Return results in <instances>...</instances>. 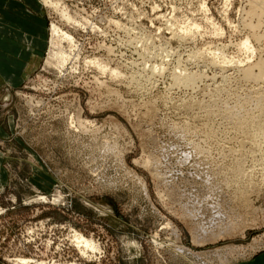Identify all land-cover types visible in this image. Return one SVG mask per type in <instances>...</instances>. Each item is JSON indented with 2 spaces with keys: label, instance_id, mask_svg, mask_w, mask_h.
<instances>
[{
  "label": "rangeland",
  "instance_id": "374dc122",
  "mask_svg": "<svg viewBox=\"0 0 264 264\" xmlns=\"http://www.w3.org/2000/svg\"><path fill=\"white\" fill-rule=\"evenodd\" d=\"M52 2L31 0L40 54L0 107V264L263 254L264 140L239 125L262 117L242 69L264 60V0Z\"/></svg>",
  "mask_w": 264,
  "mask_h": 264
},
{
  "label": "crops",
  "instance_id": "0c3cea01",
  "mask_svg": "<svg viewBox=\"0 0 264 264\" xmlns=\"http://www.w3.org/2000/svg\"><path fill=\"white\" fill-rule=\"evenodd\" d=\"M31 0H0V107L12 99V90L19 87V74L29 73L45 32L40 17L39 31H34ZM9 120H0V137L9 131ZM236 264H264V253Z\"/></svg>",
  "mask_w": 264,
  "mask_h": 264
},
{
  "label": "bare ground",
  "instance_id": "6f19581e",
  "mask_svg": "<svg viewBox=\"0 0 264 264\" xmlns=\"http://www.w3.org/2000/svg\"><path fill=\"white\" fill-rule=\"evenodd\" d=\"M45 4L46 5H51L52 7L54 6V7H58V5L56 4V3H54V2H52V0L50 1V0H45ZM253 8V7H252ZM251 8V9H252ZM258 8V6H256L255 8H253V14H255L256 15V13H258V10L259 9H257ZM249 13H251V12H249ZM253 14H251V15H253ZM256 17V16H255ZM253 18V17H252ZM258 19V18H257ZM256 19V20H257ZM252 22V21H251ZM258 24V23H257ZM247 25H251L250 23H248ZM256 28L258 27V25L257 26H255ZM248 28V27H247ZM250 30V29H249ZM251 30L252 31H254L252 28H251ZM53 33H55L56 35H58V36H60L59 34H60V31H59V29H56V28H54L53 29ZM252 33V32H251ZM66 37V36H65ZM255 37V36H254ZM258 37V36H257ZM256 38V37H255ZM255 38H253L254 40H256L257 41V39H255ZM68 41H70V42H73L74 41V39L69 35L68 36ZM248 41L249 40H247V41H244L243 42V48L245 49V50H249L250 49V43H248ZM52 45H53V47H55L56 48V45H55V41H54V43H52ZM57 46H59V45H57ZM58 48V47H57ZM56 48V49H57ZM59 49V48H58ZM251 49H252V47H251ZM247 50V51H248ZM250 51V50H249ZM59 53H61V55H59L60 57V59L58 58V61L59 62H56L55 64H57L58 65V67L59 68H63V63L64 62H62V60H64L65 58H66V56H64L63 54H62V49L60 48L59 49ZM63 55V56H62ZM62 57H63V59H62ZM65 57V58H64ZM57 59V58H56ZM229 64V65H228ZM52 65H54V64H52ZM231 64L228 62H224V64H222V65H220V71H222V72H226L227 71V69H229V66H230ZM233 65V64H232ZM251 65V64H250ZM248 66V67H246V68H244V69H242V72H244V76H245V78L246 79H248L249 81H254V82H256L255 84H257L259 81H261V80H264V60L263 61H261V59H260V61H258L257 62V65H253L252 64V66ZM216 66H218V65H216ZM231 67V66H230ZM237 69V68H236ZM254 69H257V71H258V73H255L254 72ZM217 71V70H216ZM229 71V70H228ZM256 71V70H255ZM218 72V71H217ZM220 75V74H219ZM189 76V75H188ZM194 76V75H193ZM245 79V80H246ZM184 82L185 83H191V82H193V77L191 76H189L188 78H186L185 80H184ZM263 82V81H262ZM253 83V82H252ZM192 84V83H191ZM264 93V92H263ZM257 97V96H256ZM257 107H258V105H257ZM259 113L261 112V115H262V117H259L260 118V120H255L256 118L258 119V117H256V118H254V120L252 121L251 119V121L250 120H247V119H245V120H247L248 122H245V120H244V122H242V121H240V125H242V126H240L239 125V123L238 122H236V125H237V123H238V125H239V127L241 128L242 127V130H244V132H246L247 130L248 131H253V133H255L257 136H261V138H263V140H264V98H260L259 99ZM238 121L240 120V119H237ZM242 122V123H241ZM238 125H237V127H238ZM244 128V129H243ZM252 134V133H251ZM253 135V134H252ZM249 136V135H248ZM254 136V135H253ZM247 137V136H246ZM255 137V136H254ZM253 137V138H254ZM256 138V137H255ZM249 139H251L250 137H249ZM253 140V139H252ZM254 144V143H253ZM256 146V145H255ZM239 164H237V166H238ZM241 166H242V164H240ZM236 169H238V167L236 168ZM240 169V168H239ZM241 170V169H240ZM244 171H241L240 173H242V175L244 176V173H243ZM247 175V174H246ZM249 175H247V177H248ZM246 177V176H245ZM58 198V197H57ZM55 201H57L56 199H55ZM79 238V240H80V243L82 244V243H84V245H86V247H88V248H90L92 245H90L89 244V242L87 241V240H85V239H83V237H81V236H78ZM79 243V242H78ZM79 243V244H80Z\"/></svg>",
  "mask_w": 264,
  "mask_h": 264
}]
</instances>
